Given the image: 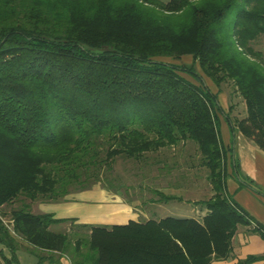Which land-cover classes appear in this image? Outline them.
Masks as SVG:
<instances>
[{
  "label": "trees",
  "instance_id": "obj_1",
  "mask_svg": "<svg viewBox=\"0 0 264 264\" xmlns=\"http://www.w3.org/2000/svg\"><path fill=\"white\" fill-rule=\"evenodd\" d=\"M258 37L264 0H0V241L13 248L18 236L72 264L229 257L238 225L250 220L225 191L227 159L238 168L233 141H221L220 114L232 135L240 131L264 151ZM183 55L191 62L162 59ZM204 76L218 89L230 81L245 115L231 119ZM186 140L194 152L170 162L166 149ZM118 157L146 162L152 179L169 165L203 167L212 189L199 200L206 213L94 225L33 213L23 201L60 200L98 183L116 191ZM15 201L23 203L5 214L1 207ZM62 222L68 231L50 229ZM258 259L264 252L236 264Z\"/></svg>",
  "mask_w": 264,
  "mask_h": 264
},
{
  "label": "crops",
  "instance_id": "obj_2",
  "mask_svg": "<svg viewBox=\"0 0 264 264\" xmlns=\"http://www.w3.org/2000/svg\"><path fill=\"white\" fill-rule=\"evenodd\" d=\"M220 125L223 145L230 146L233 141L231 154L238 168L236 173L230 158L227 159L225 191L248 214L250 223L238 225L231 239V255L225 259H213L209 264H236L248 255L264 252V237L256 230H264V151L240 131L232 135L225 119L220 120ZM178 146L182 160L195 149L190 140L175 147ZM153 171L156 172L153 168L148 169V177L137 183L123 182L116 191L98 183L91 188L72 191L60 200L23 201L33 213H51L54 218H73L75 223L94 225L124 224L129 220L145 221L168 215L200 218L206 213L199 200L209 197L212 189L207 179L201 180L200 168L169 165L160 179L151 178ZM200 182L205 193L200 191ZM153 189L161 192V196L154 195ZM167 195L174 197H163ZM23 201H15L1 209L7 214L12 206H18ZM171 201L181 204H170ZM61 224L63 228L69 225L66 222ZM15 241L13 248L0 241V264H72L65 254L38 249L18 236H15ZM249 264H264V259Z\"/></svg>",
  "mask_w": 264,
  "mask_h": 264
},
{
  "label": "rangeland",
  "instance_id": "obj_3",
  "mask_svg": "<svg viewBox=\"0 0 264 264\" xmlns=\"http://www.w3.org/2000/svg\"><path fill=\"white\" fill-rule=\"evenodd\" d=\"M166 1V0H162ZM253 46L256 50H259L262 52V57L264 60V37H258L256 40L253 41ZM162 59L171 61L174 63H190L191 57L187 55H183L180 58H174V57H162ZM197 71L201 74V70L198 66ZM186 78L192 80L196 83L190 76L187 74H183ZM204 81L207 86L210 87V89L213 92H217L218 100L223 105L225 112L231 117V119H238L245 115V104L241 96L238 94V92L235 90L234 86L230 81L224 82L221 84V87L218 89V87L210 81L207 77L204 76ZM220 120H224L223 116L220 114ZM221 125H219L220 127ZM192 145H190L189 148H191ZM179 147V146H178ZM178 147L172 148L170 147L169 150L165 151L169 155V161L170 162H179V155H180V149ZM191 150V149H189ZM164 153V156L167 155ZM178 155V156H177ZM197 158V154H193V159L195 160ZM148 164L146 162H135L132 159L127 158H116L113 168V174L115 177H119V179L123 182H132L137 183L138 181L143 180L144 178L148 177L146 173H148ZM205 169L202 167L200 173H201V180L207 179L205 174ZM153 176H156V173L152 172ZM200 185V191L205 193L204 188H201L202 183H199ZM198 192V190L196 191ZM170 204H181L177 201H171ZM188 206L187 204H185ZM8 216H4L3 221L8 223ZM64 223V222H62ZM68 223V222H66ZM63 224H53L50 226V229L54 231H64L69 230V225H66V228H63Z\"/></svg>",
  "mask_w": 264,
  "mask_h": 264
},
{
  "label": "built area",
  "instance_id": "obj_4",
  "mask_svg": "<svg viewBox=\"0 0 264 264\" xmlns=\"http://www.w3.org/2000/svg\"><path fill=\"white\" fill-rule=\"evenodd\" d=\"M10 228V227H9ZM10 230H11V228H10ZM12 231V230H11ZM13 232V231H12Z\"/></svg>",
  "mask_w": 264,
  "mask_h": 264
}]
</instances>
